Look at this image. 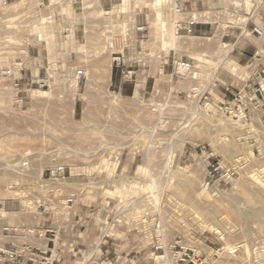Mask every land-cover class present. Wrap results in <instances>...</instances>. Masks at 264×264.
I'll use <instances>...</instances> for the list:
<instances>
[{"label":"rangeland","instance_id":"obj_1","mask_svg":"<svg viewBox=\"0 0 264 264\" xmlns=\"http://www.w3.org/2000/svg\"><path fill=\"white\" fill-rule=\"evenodd\" d=\"M232 1L0 0V264H264V104L225 108L264 3Z\"/></svg>","mask_w":264,"mask_h":264},{"label":"built area","instance_id":"obj_2","mask_svg":"<svg viewBox=\"0 0 264 264\" xmlns=\"http://www.w3.org/2000/svg\"><path fill=\"white\" fill-rule=\"evenodd\" d=\"M170 10L174 17V24L176 26L177 32L183 30L188 33H191L194 30V27L198 23V20H195L194 18L187 19V20L177 19L176 16L183 14L182 7L179 6L178 4L174 3V5L171 6ZM243 33H245V38L249 37L250 40H253V44H255V50L252 56L253 57L264 56L263 52L261 53L258 52L261 46V45H258V42H264V20L262 23H254L252 26L246 27ZM262 45H264V43H262ZM262 73L264 74V69H262L259 72V75L261 76ZM247 87H249L248 90H247ZM237 90H238L237 93L235 94L233 93L234 99L231 102L234 104H231L228 107L225 106V108H229L230 113H233V117H236L237 119H241L245 117L244 111L247 107L244 106V102L246 103V105H249V104L253 105V103H259V102L264 104V77H261V80L257 79L256 87L253 86L251 83H249V84H245L242 89L237 88ZM226 102H228V99L226 100ZM38 250L40 251V248L38 247L26 246L24 250L26 258L24 260H20V259L18 260L17 257H15L14 260L7 262V263L8 264H28V262H31L32 264H34V262L36 261V257L38 256V252H37ZM42 257L46 259L45 256H42Z\"/></svg>","mask_w":264,"mask_h":264},{"label":"bare ground","instance_id":"obj_3","mask_svg":"<svg viewBox=\"0 0 264 264\" xmlns=\"http://www.w3.org/2000/svg\"><path fill=\"white\" fill-rule=\"evenodd\" d=\"M156 1H161V0H156ZM257 2H258V5H261V4H263L264 2H263V0H257ZM232 4H235V5H241L242 4V1L241 2H238V0H233L232 1ZM160 5H162L161 3L158 5V6H160ZM196 14V13H195ZM158 15H159V13H158ZM161 17V16H160ZM195 17V16H194ZM197 17V16H196ZM227 17V16H226ZM242 15L239 13V12H237L236 14H232V16L226 21V22H224V24L225 23H232V24H238V23H240L241 22V19H242ZM162 23V26H163V45H173L174 43V39L176 38V35H175V32H173V34L171 33V37H170V33H169V31H170V29L167 27V24H166V22H164V21H161ZM166 48V47H165ZM232 50V46L231 45H229V44H227V43H224V42H222V43H220V45H219V50L217 51V53H220V55H222V57L224 56V55H226V54H229V52ZM259 53H261L262 51L259 49V51H258ZM220 58V57H219ZM223 59V58H222ZM181 61V60H180ZM180 61H179V63H180ZM182 63V65H184V67H185V64L186 63H184L183 61H181ZM180 64V65H181ZM187 66V65H186ZM134 95L135 96H137V95H139V91H138V88H136V90H135V93H134Z\"/></svg>","mask_w":264,"mask_h":264},{"label":"crops","instance_id":"obj_4","mask_svg":"<svg viewBox=\"0 0 264 264\" xmlns=\"http://www.w3.org/2000/svg\"><path fill=\"white\" fill-rule=\"evenodd\" d=\"M254 46V45H253ZM254 52V51H253ZM118 65H116V67H117Z\"/></svg>","mask_w":264,"mask_h":264}]
</instances>
